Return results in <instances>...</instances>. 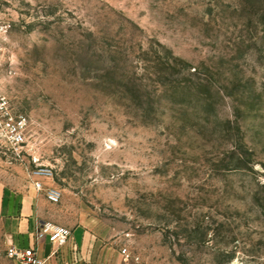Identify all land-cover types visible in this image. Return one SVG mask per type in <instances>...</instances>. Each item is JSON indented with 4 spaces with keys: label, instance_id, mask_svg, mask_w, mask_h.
<instances>
[{
    "label": "rangeland",
    "instance_id": "1",
    "mask_svg": "<svg viewBox=\"0 0 264 264\" xmlns=\"http://www.w3.org/2000/svg\"><path fill=\"white\" fill-rule=\"evenodd\" d=\"M0 20L29 121L0 184L51 171L50 223L120 264H264V0H0Z\"/></svg>",
    "mask_w": 264,
    "mask_h": 264
},
{
    "label": "crops",
    "instance_id": "2",
    "mask_svg": "<svg viewBox=\"0 0 264 264\" xmlns=\"http://www.w3.org/2000/svg\"><path fill=\"white\" fill-rule=\"evenodd\" d=\"M56 204L50 203L42 191H37L32 181L16 178L0 184V230L4 248L38 249L44 264H120L114 253L106 250L84 228L70 230L67 243L53 246L48 238L36 241L38 222L61 220L53 214ZM0 264H17L0 256Z\"/></svg>",
    "mask_w": 264,
    "mask_h": 264
},
{
    "label": "built area",
    "instance_id": "3",
    "mask_svg": "<svg viewBox=\"0 0 264 264\" xmlns=\"http://www.w3.org/2000/svg\"><path fill=\"white\" fill-rule=\"evenodd\" d=\"M7 32V25L0 20V57L4 45V37ZM29 127V121L24 114L13 113L9 100L0 86V143L15 160H18L25 151L26 137ZM34 178V187L37 191L45 193L46 199L52 204H58L61 201V192L52 186L46 187L44 182L52 180L51 171L44 168H37L31 173ZM70 231L60 225L50 222H38L35 230L36 241L48 238L49 242L56 247H61L67 243ZM125 254L126 250L123 249ZM8 259L17 264H44L38 255V249H17L9 246L6 250Z\"/></svg>",
    "mask_w": 264,
    "mask_h": 264
}]
</instances>
